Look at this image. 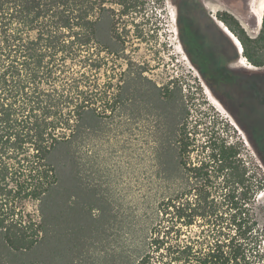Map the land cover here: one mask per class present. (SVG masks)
Segmentation results:
<instances>
[{
	"label": "trees",
	"instance_id": "1",
	"mask_svg": "<svg viewBox=\"0 0 264 264\" xmlns=\"http://www.w3.org/2000/svg\"><path fill=\"white\" fill-rule=\"evenodd\" d=\"M109 3L125 14L140 1L0 0V264H260L264 226L251 204L264 180L249 172L241 142L212 134L198 142L177 80L157 85L141 66L125 68L115 84L95 78L107 65L102 51L123 50ZM216 16L249 64L264 67V9L255 36L229 12ZM182 44L207 85L238 87L223 53L193 54ZM127 104L131 114L142 106L158 119L145 225L130 213L120 219L108 188L80 180L76 166L80 146L103 138L112 113L119 117ZM26 201L37 220L23 213Z\"/></svg>",
	"mask_w": 264,
	"mask_h": 264
},
{
	"label": "rangeland",
	"instance_id": "2",
	"mask_svg": "<svg viewBox=\"0 0 264 264\" xmlns=\"http://www.w3.org/2000/svg\"><path fill=\"white\" fill-rule=\"evenodd\" d=\"M139 1L137 8L125 14L121 6L108 4L112 8L109 13L112 36L117 42L123 41V50L102 51L107 65L94 73L98 83L102 85L110 77L115 84L125 68L139 66L157 85L177 80L183 86L190 111L188 130L198 142L211 134L241 142L240 156L250 168L249 172L257 171L261 183L264 180V67L249 64L216 16L219 11L229 12L250 36H255L260 24L250 12L249 0ZM182 40L193 54L197 52L195 48H203L199 52L212 58L217 52L223 53L238 87L231 91L221 82L211 81V86L207 85L191 63ZM109 42L113 46L114 39ZM100 85H97L99 90ZM114 89L115 86L109 91L115 92ZM129 105L119 117L116 111L112 113L114 117L107 122L110 130L103 138L95 137L80 146L75 154L76 166L80 180L92 178L90 182H99L108 188L106 192L116 200L114 209L119 210L120 219L130 213L134 224H146L154 208L150 191L156 179L154 169L151 170V152L158 119L146 108L141 110L142 106L138 114H131ZM199 146L195 147L193 156L201 153ZM93 154L98 155L96 161ZM88 155H91V163L86 162ZM154 189L159 192L161 185L157 184ZM251 205L258 224L264 226V187L257 191ZM22 210L34 220L38 219L34 202L26 201ZM114 226H122V222H115ZM196 229L187 233L195 235ZM261 233L258 247L264 255V230ZM260 264H264V256Z\"/></svg>",
	"mask_w": 264,
	"mask_h": 264
},
{
	"label": "bare ground",
	"instance_id": "3",
	"mask_svg": "<svg viewBox=\"0 0 264 264\" xmlns=\"http://www.w3.org/2000/svg\"><path fill=\"white\" fill-rule=\"evenodd\" d=\"M249 7L251 14L255 17L258 24L261 23V17L264 9V0H249ZM221 23V22H220ZM223 31L232 39V41L236 44L237 49H239L240 53L242 51V47L240 46V42L238 39L231 33V31L222 24Z\"/></svg>",
	"mask_w": 264,
	"mask_h": 264
},
{
	"label": "water",
	"instance_id": "4",
	"mask_svg": "<svg viewBox=\"0 0 264 264\" xmlns=\"http://www.w3.org/2000/svg\"><path fill=\"white\" fill-rule=\"evenodd\" d=\"M226 27V26H225ZM241 46V45H240Z\"/></svg>",
	"mask_w": 264,
	"mask_h": 264
}]
</instances>
